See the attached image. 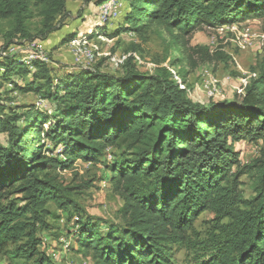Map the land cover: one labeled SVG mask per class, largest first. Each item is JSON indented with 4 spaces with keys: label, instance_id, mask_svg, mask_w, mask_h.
I'll use <instances>...</instances> for the list:
<instances>
[{
    "label": "trees",
    "instance_id": "trees-1",
    "mask_svg": "<svg viewBox=\"0 0 264 264\" xmlns=\"http://www.w3.org/2000/svg\"><path fill=\"white\" fill-rule=\"evenodd\" d=\"M68 1L1 0L0 16L13 21L18 43L46 41L66 25ZM82 1L98 8L109 0ZM123 3L117 29L107 34V27H98L88 38L128 31L142 36L157 26L181 47L203 27L264 18V0ZM31 6L42 19L37 36L25 25ZM76 36L69 34L63 42ZM16 44L0 54V90L35 95L48 108L12 107L0 97V134L7 139L6 145L0 142V254L9 264L18 259L57 264L41 251L38 232L50 230V218L68 224L81 216L78 196L84 187L64 186L59 177L77 161L104 163L109 176L101 182L123 201L121 224L102 226L81 217L70 234L93 264H176L178 250L190 253L188 264H264V62L241 102L200 105L166 67L140 73L131 57L118 74L55 67L51 58V63L26 65L21 53L4 55ZM242 140L262 143L260 157L247 167L256 193L250 201L231 176L238 163L233 145ZM107 152L112 159L102 162ZM207 211L228 223L218 222L207 239L192 240L194 221Z\"/></svg>",
    "mask_w": 264,
    "mask_h": 264
},
{
    "label": "rangeland",
    "instance_id": "rangeland-1",
    "mask_svg": "<svg viewBox=\"0 0 264 264\" xmlns=\"http://www.w3.org/2000/svg\"><path fill=\"white\" fill-rule=\"evenodd\" d=\"M1 2V0H0ZM31 19L26 21V29L31 35L37 36L41 28L42 19L39 15V9L31 6ZM70 14L64 28L51 35L46 41L36 40L37 45L41 47L43 53L51 60L52 65H63L69 69L75 67V56L69 43H64V39L69 34L89 37L95 32L98 26L95 6H86L82 0H69L67 5ZM122 19L113 21L107 27V34H110L120 25ZM234 30L231 28L219 34L214 28L203 27L196 30L189 38L188 45H176L172 38L160 27L152 26L142 36L137 35L135 40L123 36L111 38L103 36L105 40H100L96 35L88 38L95 50L97 62L92 69L96 68L105 73L118 74L126 69L128 60L133 58L132 65L140 73H155L165 65L172 67L175 59L180 62L175 64L180 71L182 81L189 80L190 88L187 97L195 104L209 105L211 103L222 102H241L244 95L240 94L243 83L248 81L250 85L253 79L258 77L261 65L264 62V18H250L240 24H234ZM13 21L2 19L0 16V54L10 43V45H20L22 55L27 56V44L32 41H21L18 43L19 35L13 34ZM104 27V28H105ZM103 28V29H104ZM216 53L223 54L215 58ZM213 60H208L207 55ZM123 61V62H122ZM204 72H212L219 84L220 94L215 99L207 98L200 89V80ZM254 74L256 78H251ZM201 77V78H200ZM245 80V81H244ZM248 85V86H249ZM188 88V89H189ZM247 88V87H246ZM7 88L0 90V97L4 103L12 107L29 103H35L41 108H48L47 103L32 94H14L5 93ZM21 112L22 110H17ZM0 142L6 145V136L0 134ZM260 142H250L242 140L233 145V150L238 156V163L232 168L231 176L235 177V187L244 200L250 201L256 198L254 189V177L247 173V167L252 161L260 157ZM114 150L111 149L109 152ZM103 158L102 162L108 161ZM109 172L104 163H85L77 161L70 169L59 173L60 182L64 186L78 187L83 186L81 195L78 196V203L82 208L80 215L84 219L93 220L99 225L121 224L118 211L123 205L122 199L112 192L109 183L101 182ZM234 178H232L233 180ZM85 183L86 184L85 186ZM80 193V191H78ZM49 209L57 215L60 212L56 210L53 204ZM50 230H40L39 238L42 239L41 251H46L52 258V254H57V259L53 260L57 264H93L90 255L85 256L78 251V246L71 238L70 234L77 230L78 221L74 219L70 223L59 222L54 219H48ZM75 222V223H74ZM218 222L220 224L228 223V220H219L211 211L201 213L193 223L192 240L200 241L207 239L215 231ZM104 228V227H103ZM193 231V232H192ZM26 240L22 241L23 245ZM15 249V247H11ZM190 253L184 250H178L176 254V264H188ZM191 256V255H190ZM53 259V258H52ZM16 263L23 264L18 259ZM0 264H9L6 257L0 254ZM32 264V263H30Z\"/></svg>",
    "mask_w": 264,
    "mask_h": 264
},
{
    "label": "built area",
    "instance_id": "built-area-1",
    "mask_svg": "<svg viewBox=\"0 0 264 264\" xmlns=\"http://www.w3.org/2000/svg\"><path fill=\"white\" fill-rule=\"evenodd\" d=\"M124 8L123 0H109L105 2L104 4L100 5L97 9V20H98V26L105 27L112 23L113 21H116L119 19L122 15V11ZM235 25H225L218 28H215L216 32L219 34L224 33V31L228 29L234 30ZM98 38L100 40H105L103 36H106L104 33H99ZM126 38L129 40H135L136 34L132 31H128L125 34ZM37 41H33L31 43L27 44V50L29 51L27 56H24L23 62L26 65H31L33 61L39 60L45 63H51V60L43 53L41 50V47L37 45ZM69 47L73 49L74 52V58H75V67L76 68H92L93 65L97 62V56L95 53V50L92 48L91 43L89 42L87 37L78 36L75 37L71 42H69ZM22 48L19 45L11 46L9 49L5 52L4 55L7 54H18L22 53ZM123 62V61H122ZM165 67L171 72L173 79L176 81V83L179 84L180 88L183 90H186L189 92L190 88L188 87L189 80L182 81L181 75L179 74L178 68L176 67H170L168 65H165ZM202 77V78H201ZM200 80V89L204 93V95L209 99H215L219 96V82L215 74L212 72H204L201 76ZM257 75L254 74L253 76H250L251 78H256ZM248 79V78H247ZM243 83L244 89L242 88V91L240 94L244 95L246 94V87H248V81ZM189 88V89H188ZM58 153H60V149H58ZM112 157L109 155L108 160H111ZM75 221H79L78 217L74 218ZM63 222V221H62ZM53 260L57 259V254H52Z\"/></svg>",
    "mask_w": 264,
    "mask_h": 264
},
{
    "label": "crops",
    "instance_id": "crops-1",
    "mask_svg": "<svg viewBox=\"0 0 264 264\" xmlns=\"http://www.w3.org/2000/svg\"><path fill=\"white\" fill-rule=\"evenodd\" d=\"M95 9L97 10L98 8L97 7H95ZM96 12V11H95ZM124 34H121L120 36H123ZM55 67L57 66V65H54ZM76 67H74V68H71V69H75ZM68 70H69V68H67Z\"/></svg>",
    "mask_w": 264,
    "mask_h": 264
}]
</instances>
